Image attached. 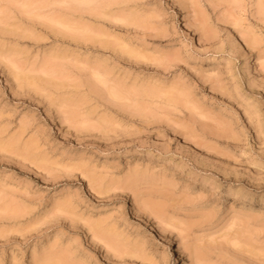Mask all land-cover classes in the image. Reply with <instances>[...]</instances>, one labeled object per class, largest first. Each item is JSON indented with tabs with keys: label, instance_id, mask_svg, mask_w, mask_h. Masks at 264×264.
Listing matches in <instances>:
<instances>
[{
	"label": "rangeland",
	"instance_id": "374dc122",
	"mask_svg": "<svg viewBox=\"0 0 264 264\" xmlns=\"http://www.w3.org/2000/svg\"><path fill=\"white\" fill-rule=\"evenodd\" d=\"M58 2L0 0V264H259L261 0Z\"/></svg>",
	"mask_w": 264,
	"mask_h": 264
},
{
	"label": "snow or ice",
	"instance_id": "6c2138e0",
	"mask_svg": "<svg viewBox=\"0 0 264 264\" xmlns=\"http://www.w3.org/2000/svg\"><path fill=\"white\" fill-rule=\"evenodd\" d=\"M48 7L53 8H62V9H85V10H95L97 12H101L104 15L105 19H109L112 24L126 26V27H134L130 21L122 16H114L113 13H118L121 10L132 7L127 0H60L58 3H53L47 5ZM9 7H20L19 4L9 5ZM137 7L144 8H155L159 10L162 5H137ZM175 7V6H173ZM232 7L234 8H247L249 5L244 3V0H235ZM251 7H255L252 5ZM261 8V21L262 25L260 28L261 31V44L260 51L264 54V0L260 2ZM57 35H64L67 39H74L78 43H93L94 40L91 39V34L84 28L77 27H68L62 33H58ZM123 52V55L127 61H141L142 57L140 55V50L138 45L131 41L122 42L120 45V49ZM261 130L264 132V106L261 109ZM260 165L264 168V150H262L260 155ZM23 264H43V261L37 260L33 258L31 261L24 260ZM155 264H180L179 260H172L168 258V253L165 250L163 253V257L158 258L155 261ZM187 264V262H186ZM193 264H199V262H193ZM246 264H256L254 261L246 262ZM259 264H264V256L259 260Z\"/></svg>",
	"mask_w": 264,
	"mask_h": 264
},
{
	"label": "bare ground",
	"instance_id": "6f19581e",
	"mask_svg": "<svg viewBox=\"0 0 264 264\" xmlns=\"http://www.w3.org/2000/svg\"><path fill=\"white\" fill-rule=\"evenodd\" d=\"M239 199H237L236 201L234 200L233 202H232V206H233V208H236V202L238 201ZM182 259V263L181 264H186V259H184V257H182L181 258ZM185 260V261H184Z\"/></svg>",
	"mask_w": 264,
	"mask_h": 264
}]
</instances>
